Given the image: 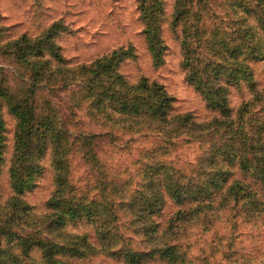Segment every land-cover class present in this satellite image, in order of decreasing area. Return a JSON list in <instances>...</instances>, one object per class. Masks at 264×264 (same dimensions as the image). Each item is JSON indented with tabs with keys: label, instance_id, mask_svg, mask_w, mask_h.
I'll list each match as a JSON object with an SVG mask.
<instances>
[{
	"label": "rangeland",
	"instance_id": "374dc122",
	"mask_svg": "<svg viewBox=\"0 0 264 264\" xmlns=\"http://www.w3.org/2000/svg\"><path fill=\"white\" fill-rule=\"evenodd\" d=\"M0 90V263L264 264V211L227 192L264 189V0H0ZM10 105L30 116L18 194ZM212 176L194 218L153 208Z\"/></svg>",
	"mask_w": 264,
	"mask_h": 264
},
{
	"label": "trees",
	"instance_id": "16d2710c",
	"mask_svg": "<svg viewBox=\"0 0 264 264\" xmlns=\"http://www.w3.org/2000/svg\"><path fill=\"white\" fill-rule=\"evenodd\" d=\"M1 91V90H0ZM4 94L0 92V172H1V165L4 162L3 158V148H4V138H5V132H6V121L3 116V107H4ZM209 101V100H208ZM210 102V101H209ZM8 111L11 113L16 119V127H15V141L13 143V149L11 152V161L8 165V171L11 176V187L13 191L18 194L21 193L24 190V185L22 182L17 184V175L21 174L23 172L24 168V132H25V123L27 119L30 118L27 112L24 111L23 108L16 106V105H10L8 106ZM151 113V116L156 115V111L153 108H150L148 110ZM31 126L28 127V130H30ZM52 125H47L44 122L39 123V130L37 133V138H40L39 141L43 142V145H41L42 149H45V140L48 137H52ZM28 134V131H26ZM40 148V149H41ZM264 174V171L262 172ZM222 176V174H220ZM169 180V178H168ZM219 180L212 176L211 180L209 181V184L206 185H197V186H178V185H167L164 189H157L155 191V200H154V207L158 208L160 206L161 202H164L163 195L168 194L169 197H171L176 203L181 204L185 201L195 202L193 208H191L190 218H194L195 214H198L206 209L209 208L210 197L213 196L214 191H217L220 189L219 187ZM213 191V192H212ZM254 189L250 186H246L245 188H235L231 187L227 189L228 195L233 197L242 196V198L247 202L248 207H253V210L258 208L256 212H262L264 211V189L260 190V193L262 192V198L258 197L257 192H253ZM242 192V194L240 193ZM194 214V215H193ZM132 259H145V258H152L155 256H158L159 259L166 258L169 262L173 263L176 260L177 254L175 251V247L169 246L163 251H160L159 253L156 251H153L151 253L147 254H136L133 253L129 255ZM2 256H0L1 259ZM0 264H9V262H1Z\"/></svg>",
	"mask_w": 264,
	"mask_h": 264
}]
</instances>
